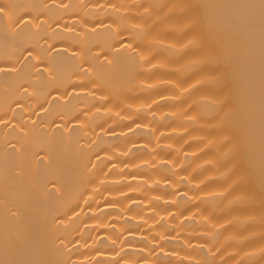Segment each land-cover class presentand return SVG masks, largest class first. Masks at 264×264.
<instances>
[{
  "label": "bare ground",
  "instance_id": "6f19581e",
  "mask_svg": "<svg viewBox=\"0 0 264 264\" xmlns=\"http://www.w3.org/2000/svg\"><path fill=\"white\" fill-rule=\"evenodd\" d=\"M0 264H264V0H0Z\"/></svg>",
  "mask_w": 264,
  "mask_h": 264
}]
</instances>
